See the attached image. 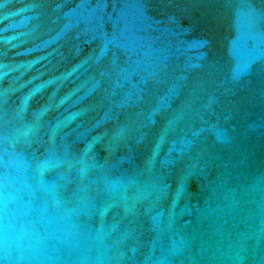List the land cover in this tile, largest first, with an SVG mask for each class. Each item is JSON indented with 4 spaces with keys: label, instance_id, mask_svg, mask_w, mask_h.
Listing matches in <instances>:
<instances>
[{
    "label": "water",
    "instance_id": "1",
    "mask_svg": "<svg viewBox=\"0 0 264 264\" xmlns=\"http://www.w3.org/2000/svg\"><path fill=\"white\" fill-rule=\"evenodd\" d=\"M0 264H264V0H0Z\"/></svg>",
    "mask_w": 264,
    "mask_h": 264
}]
</instances>
